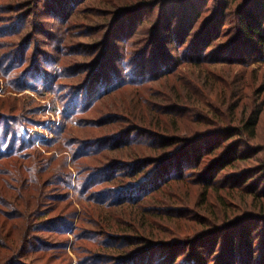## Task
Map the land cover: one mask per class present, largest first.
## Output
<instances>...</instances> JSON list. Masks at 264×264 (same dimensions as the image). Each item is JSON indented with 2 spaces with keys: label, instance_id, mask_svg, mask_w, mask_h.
Masks as SVG:
<instances>
[{
  "label": "rangeland",
  "instance_id": "374dc122",
  "mask_svg": "<svg viewBox=\"0 0 264 264\" xmlns=\"http://www.w3.org/2000/svg\"><path fill=\"white\" fill-rule=\"evenodd\" d=\"M140 1L0 0V134L17 139L0 156V264H240L229 221L230 234L252 227L263 264L264 113L250 142L262 151L240 147L250 153L238 161L220 156L240 141L208 146L217 137L203 133L264 99L263 74L253 77L264 58L237 42L235 59L214 63L238 40L231 11L213 46L186 53L223 0H197L204 12L185 45L182 5ZM183 55L196 59L162 74ZM139 183L137 200L101 201Z\"/></svg>",
  "mask_w": 264,
  "mask_h": 264
},
{
  "label": "trees",
  "instance_id": "16d2710c",
  "mask_svg": "<svg viewBox=\"0 0 264 264\" xmlns=\"http://www.w3.org/2000/svg\"><path fill=\"white\" fill-rule=\"evenodd\" d=\"M77 1H80V0H77ZM153 1H157V0H144V1H140L139 3H143V4L147 3V5H151V4H153ZM171 1H173L174 6L176 3H179L178 5H176L177 7L175 6V8L173 9L174 11L178 10L180 5H182L183 6L182 9L185 11V14L187 15V17H189V19H188L189 23L187 24V26L185 25L184 29L182 30L183 33L185 34V36L184 37L180 36V38H179V40H182V38H185V40L182 42L183 45H185L188 42L187 39L196 34L195 32L197 29V24L200 23V21H201V17H202L201 15L204 12V10H203L204 7H202L197 2V0H171ZM236 2H242V3L237 4ZM137 3L138 2H136V4ZM155 5H154V7H155ZM233 5H236L237 10H235V9L233 10V8L231 9V7H233ZM127 6H129V5H127ZM131 6L134 7L135 5L131 4ZM167 9L164 8V12L162 14V19L163 20L165 19L167 23L163 24L162 27H165V30L168 31V35H171L169 33V31H171L170 26H171V22L173 21V14L174 13L172 12L170 15H168L169 12L167 11ZM230 11L234 12V18L232 21L230 20V17H229ZM230 21H231V23L232 22L235 23V26H234L235 28L233 29V31H234L233 34L238 37V40L235 43H233V46H231L233 48V51L229 52V54L230 55L232 54V56H230L229 54L223 55L222 47L221 48L219 47V50H217L216 52L220 53L219 54L220 57L217 58L218 60H215V61L212 60V62L214 61L215 64L216 63L219 64L221 62L230 61V60L235 59L234 56L237 53L236 50L239 49V46H237V44H236L237 42H242L243 45L250 48V50L252 48H255L257 51L259 50L260 53H259L258 57H261L263 59L264 58V0H244V1H242V0H233V1L223 0V2L221 4L220 11L218 12V14H214V20L211 22V24L209 26L207 25L208 27L205 26L204 34L200 38V42L195 43L193 46L189 47V50H188L189 52H186V53H188V54L193 53L192 51L196 50V48H199V47L209 49L211 46H213L215 41H217L221 38V30ZM213 25L216 26V30L214 33L212 32ZM162 41L165 43L164 39H162ZM167 43H168V40H167ZM168 49H170V48H168ZM167 56H169L168 53H167ZM198 57H200V56H198ZM183 58H184L183 60H181L180 58H175L174 63H171L169 66H168V63H170V62L165 60L168 68L165 70L163 69L161 71L162 74L165 76H167L169 74H173L175 71H177V69H179V67L183 66L184 64H187L188 61H192V60L196 59L193 57H191L192 60L187 59V57L185 55H183ZM236 58H238V57L236 56ZM241 59H243V58H241ZM203 62H204V60L198 59L197 64L203 63ZM250 62L255 63V60L253 59ZM262 62H264V60L258 61V63H262ZM230 66H234V65H230ZM160 69H162V68L160 67ZM253 72H256V74L254 73L255 76H253V77H255L256 81L260 79L261 74H263V77H264V70L263 69H262V73H261L260 70L258 71L257 69L253 68ZM117 76L118 77L115 78L116 82H118L120 75H117ZM135 77L143 79V74L142 75L137 74V76H135ZM138 78H136V79H138ZM233 78H234V76L232 77V79ZM133 79L130 77V78L125 79V81L126 80H132L133 81ZM245 79H246V76L244 74H240L236 80V83H238L240 85V86H238L240 91L244 87V80ZM116 82H113L111 88L114 89ZM120 82H122V81H120ZM256 90H257V93L263 94L264 82H262L259 86H256L255 91ZM263 113H264V99H262L261 101L259 99H257L255 101V104H253L252 107L249 109V112H246L245 115L239 119V122L237 124L224 126L218 130H216V129L204 130L203 134L205 136L209 137L213 133H215V136L217 137V138L212 139L211 142H209L208 146L210 145V143H213L215 140H217V142H220V140H221V141H224V142L230 144V143H232V141L231 142H227V141H230L231 139L235 138L237 141H240L239 144L234 145V143H233V144H230L229 146H226L224 149V152L220 156V157H222V159L234 158L233 161H238L241 158L249 157L250 152L249 153H245L244 151L238 152L237 149L240 147H250L251 146L255 150H258V152L262 151L263 147L258 146V145L252 146V144H250V142L252 140L256 139L259 135L260 123H261ZM214 130H216V131H214ZM16 132H17L16 128H15V131L13 133L11 132L13 137L16 135ZM9 135H10V133L8 134L6 132H3L2 134H0V136L2 137V140H0V146H2L0 148V156L6 155L7 153L12 152L11 150L9 151V149H8V146H11L12 143H14V147H15V141L17 139L14 142L10 143V142H8ZM219 136H223L224 138L220 139ZM201 145H202V143L199 145V149H200ZM209 154H211V152ZM225 169L226 168L223 167L222 171H224ZM110 171L112 172V170H110ZM220 172L221 171H217L215 175H219ZM167 173H169V171L166 170V172L164 173L163 176H165V174H167ZM149 179H152V178H149ZM155 182H157V181H155ZM144 184L145 183H141V184L139 183L137 185L130 184L128 186L122 187V188L116 190V192L118 191L116 197H110V196L104 197L101 199V201H104L105 203H113L115 201L114 199L126 200V201L137 200V198H138L137 196H141V194L144 192V190H146L143 187ZM262 192H264V190H262ZM257 199L261 200L260 197H257ZM263 219H264V217H263ZM223 225H224V227L222 228V230L227 229V232H226L227 236L226 237H229V235L232 236V237H229V249L227 250L229 258L233 259V260L238 259L237 258L238 252L240 250H243L245 252L244 259H245V256H247L248 262H246V264L255 263L254 261L256 259V255H257L256 249H255L256 248L255 241H256V239H258V237L253 238L254 232L252 230V227L249 226L248 224L241 222V224L238 225L239 228L237 230H231L232 234H230L229 228H232L234 226L233 221L226 222ZM263 235H264V233H263ZM263 246H264V241L262 243V247ZM244 259L240 258V259H238V262L240 264H244V262H245ZM263 264H264V262H263Z\"/></svg>",
  "mask_w": 264,
  "mask_h": 264
}]
</instances>
